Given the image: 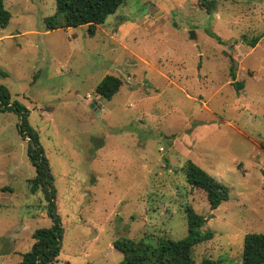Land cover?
I'll return each instance as SVG.
<instances>
[{"label": "rangeland", "instance_id": "rangeland-1", "mask_svg": "<svg viewBox=\"0 0 264 264\" xmlns=\"http://www.w3.org/2000/svg\"><path fill=\"white\" fill-rule=\"evenodd\" d=\"M4 6L0 85L28 110L53 177V264H119L120 238L182 239L187 207L213 233L194 262L241 264L244 235L264 234V0H125L91 37L47 32L54 0ZM106 75L121 81L109 101L94 93ZM17 124L0 112V264L20 262L52 224L43 192L29 191ZM189 161L228 188L215 210L186 182Z\"/></svg>", "mask_w": 264, "mask_h": 264}, {"label": "trees", "instance_id": "trees-1", "mask_svg": "<svg viewBox=\"0 0 264 264\" xmlns=\"http://www.w3.org/2000/svg\"><path fill=\"white\" fill-rule=\"evenodd\" d=\"M55 12L44 19L45 30L87 27V34H95L96 27L105 23L124 4L125 0H54ZM10 21V13L0 0V27L5 28ZM262 38L252 39L250 46L255 47ZM231 77L235 75L230 69ZM121 86L119 78L106 75L95 87L94 93L104 100L111 98ZM236 91L243 88L242 82H233ZM0 112H12L18 119L17 129L23 139H27L26 156L34 168V178L29 181L31 194L40 189L48 202L51 226L39 228L32 235L34 240L29 251L21 256L17 264H53L60 253L63 229L56 213L55 189L48 161L39 144L38 134L28 123V110L12 99L9 89L0 85ZM186 182L193 188L205 193L210 210H215L228 199V188L212 179L203 169L192 162L185 165ZM187 235L179 240L161 239L156 245L144 240L120 238L112 242V247L122 255L119 264H196L192 257L194 246L213 238L211 231L201 232L207 218L198 215L190 207L185 209ZM199 264H220L212 259H203ZM241 264H264V234H246L243 237Z\"/></svg>", "mask_w": 264, "mask_h": 264}, {"label": "water", "instance_id": "water-1", "mask_svg": "<svg viewBox=\"0 0 264 264\" xmlns=\"http://www.w3.org/2000/svg\"><path fill=\"white\" fill-rule=\"evenodd\" d=\"M188 37H189V40H191V41H195V40H196V35H195L194 31H189V33H188ZM197 48H198V46H197ZM91 108H92L93 110H95V109H94V104H93V103L91 104Z\"/></svg>", "mask_w": 264, "mask_h": 264}]
</instances>
